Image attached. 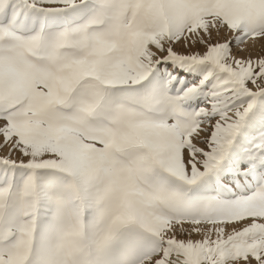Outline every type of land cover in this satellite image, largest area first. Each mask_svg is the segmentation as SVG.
Listing matches in <instances>:
<instances>
[{"label":"snow or ice","instance_id":"snow-or-ice-1","mask_svg":"<svg viewBox=\"0 0 264 264\" xmlns=\"http://www.w3.org/2000/svg\"><path fill=\"white\" fill-rule=\"evenodd\" d=\"M0 264H264V0H0Z\"/></svg>","mask_w":264,"mask_h":264}]
</instances>
